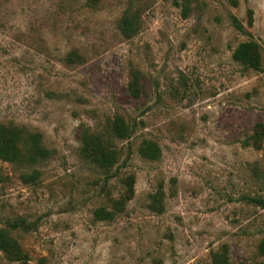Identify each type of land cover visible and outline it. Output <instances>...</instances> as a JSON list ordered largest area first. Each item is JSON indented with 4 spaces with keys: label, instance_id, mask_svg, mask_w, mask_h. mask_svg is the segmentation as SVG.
I'll use <instances>...</instances> for the list:
<instances>
[{
    "label": "rangeland",
    "instance_id": "obj_1",
    "mask_svg": "<svg viewBox=\"0 0 264 264\" xmlns=\"http://www.w3.org/2000/svg\"><path fill=\"white\" fill-rule=\"evenodd\" d=\"M180 2L0 0V123L41 132L52 150L28 184L0 159V228L28 264H212L223 250L231 264H264V139L244 144L264 124V0H190L185 16ZM242 41L258 45L259 70L232 58ZM116 114L132 133L116 141L111 175L83 159L80 133ZM144 141L157 157L140 153ZM127 173L125 210L96 217ZM0 264L23 263L0 251Z\"/></svg>",
    "mask_w": 264,
    "mask_h": 264
},
{
    "label": "trees",
    "instance_id": "obj_2",
    "mask_svg": "<svg viewBox=\"0 0 264 264\" xmlns=\"http://www.w3.org/2000/svg\"><path fill=\"white\" fill-rule=\"evenodd\" d=\"M86 1L87 4L95 6L98 0ZM189 1L181 0L180 2L184 16L189 10ZM232 20L235 27L241 30V23L234 17ZM119 27L122 33L128 37L136 32L137 21L129 9L122 15ZM232 58L245 69L259 70L261 68L259 47L254 41H242L238 43L232 52ZM128 89L132 94H138L139 82L136 75L132 76ZM131 133L132 126L122 115L116 114L108 122L104 130H91L87 127L82 129L80 133V154L83 159L106 174L119 173L122 150L117 147L116 141L118 139L129 138ZM263 139L264 124L258 122L253 132L244 139V144L259 148ZM139 151L143 156L149 158L158 156V147L149 141H144ZM51 156L52 150L44 144L41 132L31 131L23 125L0 123V159L22 169L19 177L23 183L35 182L39 176V171L34 166L48 160ZM32 166L31 171L25 170ZM3 181L4 176L0 173V183ZM134 182L133 174L127 173L121 175V191L117 197L112 198L111 208L99 207L94 211V215L101 219L112 220L118 212L124 211L126 205L134 195ZM149 207L158 212L162 211L163 207L160 195H152ZM10 226L15 228L17 224L12 223ZM258 248L260 253L264 255V240H262ZM0 251L10 261L28 264L27 253L11 235L9 229L0 228ZM212 264H231V262L228 260L225 250H223L212 254Z\"/></svg>",
    "mask_w": 264,
    "mask_h": 264
}]
</instances>
